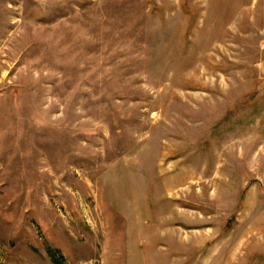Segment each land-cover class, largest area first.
<instances>
[{
  "label": "rangeland",
  "instance_id": "rangeland-1",
  "mask_svg": "<svg viewBox=\"0 0 264 264\" xmlns=\"http://www.w3.org/2000/svg\"><path fill=\"white\" fill-rule=\"evenodd\" d=\"M0 264H264V0H0Z\"/></svg>",
  "mask_w": 264,
  "mask_h": 264
}]
</instances>
